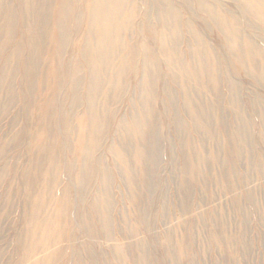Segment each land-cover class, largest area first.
Masks as SVG:
<instances>
[{
  "label": "bare ground",
  "instance_id": "obj_1",
  "mask_svg": "<svg viewBox=\"0 0 264 264\" xmlns=\"http://www.w3.org/2000/svg\"><path fill=\"white\" fill-rule=\"evenodd\" d=\"M186 8H191L195 16L203 18L218 33L226 53L235 59L229 65L233 64L237 74L249 73L247 60L261 64L257 77L264 85V41L251 35L242 36L243 24L248 23L253 30H261L264 38V0H0V124L3 119L13 117L12 133L0 139V161L4 162L0 164V218L8 208H13L17 194L11 187L15 171L6 157L14 150L21 154L26 142L25 129L18 126L27 111L21 104L27 103L22 96L23 86L27 83L32 88L38 83L46 93L45 103L39 105L42 120L35 125V141L39 143L36 160L32 168L23 171L24 199L28 204L26 235L20 241H25L23 257L40 251L44 242L63 241L66 236L72 185L66 180L63 187L67 179L64 168L67 173L72 170L62 167L69 146L59 143L58 131L69 126L70 116L82 115L77 145L86 146L83 151L77 148L83 153L82 165L76 169L77 193L93 212H102L103 219L97 225L109 232L113 201L109 192L105 193V184L109 188L115 174L105 171L101 159L95 156L97 149L105 145L109 125L126 133V138L133 137L149 145L151 151L137 148L136 160L144 165L155 164L152 150H156L159 130L152 116V104L162 97L169 106L174 105L176 101L168 84L173 80L181 83L189 100L188 107L196 118L194 130L205 131L212 137L224 130L225 124L215 128L205 110L191 101L195 93L191 83L207 82L208 89L221 94L227 83L231 97L237 101L241 84L231 77L225 82L220 79L217 67L225 70L229 65L202 39V34L192 30L191 25L188 27L182 17ZM134 13L140 18L139 24L130 18ZM128 31L138 34L131 51L125 40ZM186 31L194 36L193 47L189 48L194 62L184 53L188 46L182 48ZM227 75L230 76L229 72ZM134 81L136 87L132 85ZM133 94L137 108L130 120L105 113L106 98V104L112 106L118 100L131 101ZM32 96L29 91V97ZM102 96L104 110L99 106ZM255 105L264 117V107L259 102ZM171 125L177 132H192L181 119L171 120ZM236 136L244 149L248 144L245 131L237 129ZM260 138L264 141V129ZM115 154L121 161H127L122 149H116ZM198 154L203 158L201 151ZM98 184L102 188L99 192ZM42 231H46L44 241L38 242ZM214 238L218 236L215 234ZM117 248L123 249L119 244ZM65 255V249L55 248L50 255L29 264H63ZM23 257L22 262L30 260ZM90 258L96 262L93 256Z\"/></svg>",
  "mask_w": 264,
  "mask_h": 264
},
{
  "label": "rangeland",
  "instance_id": "obj_2",
  "mask_svg": "<svg viewBox=\"0 0 264 264\" xmlns=\"http://www.w3.org/2000/svg\"><path fill=\"white\" fill-rule=\"evenodd\" d=\"M262 10L264 12V8ZM182 14L188 27L191 25L192 30L202 34V39L228 65L234 62L233 56L223 48L218 33L207 26L203 18L195 16L191 8L183 9ZM130 18L136 24L140 23L136 13ZM243 25V37L251 35L264 41L261 30H253L248 23ZM193 37L186 31L182 48L188 46L184 53L194 62L189 50L194 44ZM137 39L138 34L133 31L125 33L128 51ZM246 62L248 74H237L233 64L225 70L220 65L217 67L221 80L225 82L231 77L241 84L238 101L231 97L227 83L222 94L208 89L207 82L191 83L195 89L191 101L205 110L215 128L225 124L224 130L215 137L205 131L194 130L196 118L188 107L189 100L184 95L183 86L177 81L168 82L176 101L174 105L169 106L162 97L152 104V116L159 130L155 140L156 150H152L156 165H144L136 160L137 148L151 151L149 145L133 137L126 138V133L109 125L105 145L97 149L95 156L101 159L105 171L115 174L109 188L105 184V193L109 192L113 201L110 232L97 225L103 219L102 212H93L77 193L76 169L82 165L83 157V153L77 151V148H83L77 145L82 115L70 116L69 126L58 131L59 143L69 146L63 155L62 167L72 170L67 173L64 168L67 179L63 187L67 181L72 185L67 233L63 241L44 242L43 248L30 257H23L26 250L22 245L25 241L20 242L22 235H26L25 218L28 212L23 171L32 168L36 160L39 143L35 141V125L42 120L39 105L45 103L46 93L38 83L32 88L25 83L22 96L27 98L24 102L27 100L28 104H21L27 111L18 126L25 129L26 142L21 154L14 150L6 157L12 161L10 165L15 171L13 177L11 175V187L17 194L13 199V208H8V212L0 218V264H29L50 255L55 248L66 250L63 264H264V174H261V170L264 171V141L260 138L264 117L255 105L259 102L264 107V85L257 77L261 64ZM132 85L136 87L135 81ZM162 85L160 91L164 89ZM29 91L33 93L32 98ZM135 94L132 102L118 100L112 106L106 104V98L105 113L112 112L114 116L130 120L137 108ZM103 99L102 96L99 100L101 110H104ZM175 118L187 123L192 132H177L171 125V120ZM12 119L1 121L0 139L12 133ZM239 128L245 131L248 138L244 149L236 136ZM119 148L126 154V162L116 156V149ZM200 151L203 158L198 157ZM194 167L198 169L193 170ZM101 190L98 184L97 192ZM45 234L46 231L41 232L38 242L44 241ZM215 234L218 239L214 238ZM118 244L122 245V250L117 248ZM22 257L30 260L22 262Z\"/></svg>",
  "mask_w": 264,
  "mask_h": 264
}]
</instances>
